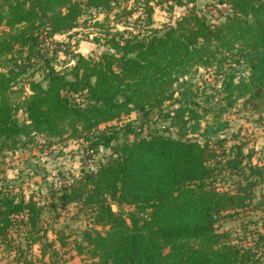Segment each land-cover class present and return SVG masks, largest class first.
Masks as SVG:
<instances>
[{
  "label": "trees",
  "instance_id": "16d2710c",
  "mask_svg": "<svg viewBox=\"0 0 264 264\" xmlns=\"http://www.w3.org/2000/svg\"><path fill=\"white\" fill-rule=\"evenodd\" d=\"M195 2L0 0V166L19 150L69 140L83 161L55 175L44 201L0 168L9 264H57L73 251L88 264H264L261 229L219 225L249 209L264 183V163L241 143L228 150L221 135L240 100L264 106V0H214L232 11L219 22ZM160 4L193 5L152 27ZM117 8L119 21L139 12V27L96 20L93 39L106 47L96 55L56 38L74 37L92 10ZM62 52L73 61L59 69ZM201 68L218 82L204 96L194 82ZM133 112L137 126L116 123ZM101 149L110 152L97 159ZM72 206L83 223L55 227Z\"/></svg>",
  "mask_w": 264,
  "mask_h": 264
},
{
  "label": "rangeland",
  "instance_id": "374dc122",
  "mask_svg": "<svg viewBox=\"0 0 264 264\" xmlns=\"http://www.w3.org/2000/svg\"><path fill=\"white\" fill-rule=\"evenodd\" d=\"M121 5L131 7L133 1L122 3ZM189 4L188 7H192ZM196 7L206 15L208 20L219 22L225 18L227 13H231V7L228 4H215L214 0H196ZM187 6H175L174 10H169L167 4L155 5L154 23L152 27H162L166 23H173L176 18L183 15L187 11ZM119 11V8L112 11L110 14L104 12L87 13L82 17L81 25L77 29V34L74 37L69 34H58L56 38L62 41L69 47L72 52H81L85 55H96L106 49L101 43H97L93 37L97 28L95 21L111 22L118 29L131 27L137 30L139 23L137 18L139 12L129 16L125 20L123 17L120 21L115 19L114 13ZM108 17V19H107ZM91 32V34H89ZM71 56L60 53L57 59L56 66L60 69L72 63ZM213 70H205L201 68L199 74L194 79V82L200 87V94L203 96L212 92L215 80ZM229 122V126L222 132V136L226 137V147L235 143H241L246 153L252 152L253 162L264 163V106L260 111L254 110L251 104H244V100H240L235 107L231 108L224 114L223 117ZM138 114L133 112L131 115L124 117L119 125L132 122L138 125ZM79 144L73 140H69L61 146H53L52 148L45 147L40 150L38 147H33L25 150H19L14 154H9L0 168L5 171L10 179H15L21 184L26 195L33 194L41 201L49 197L48 187L52 181H56L55 175L59 171L77 173L83 165L81 153L79 152ZM62 150L63 152H60ZM109 149H101L97 159H101L104 153H109ZM63 153V154H62ZM229 183L225 187H228ZM49 199V198H48ZM83 223V217H78L76 208L72 206L68 212H63L62 216L55 222V227H61L67 224L77 227ZM221 230H231L234 233H242L243 226L249 225L251 229H261L264 232V183L256 187V195L251 202L250 208L240 211L238 214L226 217L219 222ZM49 236L54 238V234ZM34 253H40L39 245L33 247ZM11 256L4 253L3 247L0 245V264H9ZM64 259L57 264H88L89 260L78 255L76 252L65 254ZM49 263V259H46ZM43 263V262H41Z\"/></svg>",
  "mask_w": 264,
  "mask_h": 264
},
{
  "label": "built area",
  "instance_id": "2783aa9c",
  "mask_svg": "<svg viewBox=\"0 0 264 264\" xmlns=\"http://www.w3.org/2000/svg\"><path fill=\"white\" fill-rule=\"evenodd\" d=\"M92 168H94V166H92Z\"/></svg>",
  "mask_w": 264,
  "mask_h": 264
}]
</instances>
